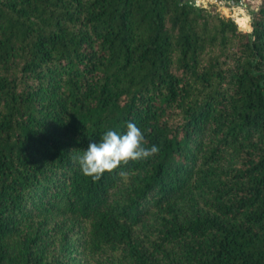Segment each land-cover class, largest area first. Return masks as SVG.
Masks as SVG:
<instances>
[{
  "label": "trees",
  "instance_id": "1",
  "mask_svg": "<svg viewBox=\"0 0 264 264\" xmlns=\"http://www.w3.org/2000/svg\"><path fill=\"white\" fill-rule=\"evenodd\" d=\"M249 13L0 0V264H264V0ZM129 122L159 152L85 176Z\"/></svg>",
  "mask_w": 264,
  "mask_h": 264
},
{
  "label": "clouds",
  "instance_id": "2",
  "mask_svg": "<svg viewBox=\"0 0 264 264\" xmlns=\"http://www.w3.org/2000/svg\"><path fill=\"white\" fill-rule=\"evenodd\" d=\"M158 152L159 147L156 145L145 146L144 133L134 123L129 122L124 133L108 130L98 142L91 141L77 160L82 173L96 181L105 172L112 173L121 165L147 159Z\"/></svg>",
  "mask_w": 264,
  "mask_h": 264
},
{
  "label": "rangeland",
  "instance_id": "3",
  "mask_svg": "<svg viewBox=\"0 0 264 264\" xmlns=\"http://www.w3.org/2000/svg\"><path fill=\"white\" fill-rule=\"evenodd\" d=\"M197 4H202L204 6L208 4H213L216 8L223 14L232 16L240 26L242 20L245 24H249L248 27H243L246 31L250 30V9H252L258 0H249L242 5H234L228 0H194ZM241 27V26H240ZM78 263V262H77ZM76 263V264H77Z\"/></svg>",
  "mask_w": 264,
  "mask_h": 264
}]
</instances>
